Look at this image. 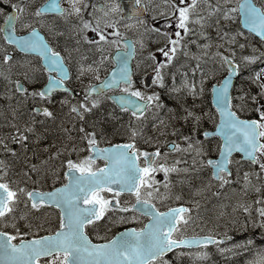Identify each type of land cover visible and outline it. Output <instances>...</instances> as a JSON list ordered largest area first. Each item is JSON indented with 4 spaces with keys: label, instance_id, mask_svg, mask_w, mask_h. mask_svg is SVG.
<instances>
[{
    "label": "snow or ice",
    "instance_id": "obj_1",
    "mask_svg": "<svg viewBox=\"0 0 264 264\" xmlns=\"http://www.w3.org/2000/svg\"><path fill=\"white\" fill-rule=\"evenodd\" d=\"M10 8H0L4 20L0 24L4 42L0 45V65L5 68L0 75L7 84L0 95L11 99L19 94L18 101L20 97L32 98L35 106L30 113L54 118L53 111L44 105L55 102L52 97L57 90L71 94L69 83L75 79L80 82L82 98L71 103L69 111L80 120L101 104L102 97L133 119L123 126L126 139L105 146H101L104 136H98L94 126L86 131L82 124L83 148L62 145L45 160L28 164L20 177H10L9 166L0 161V224L9 228H0V264H173L167 253L176 261L184 255L206 258L209 245L220 253L232 249L250 252L254 243L251 234L227 243L233 240L228 235L229 224L241 232L258 228L256 235L264 239V194L250 202L238 201L233 211L239 209L240 214L227 218L223 234L213 229L205 235L186 234L193 214L185 203H175L183 196L173 190L170 179L171 173H194L196 180H206L194 189V194H199L213 184L221 189L230 184V166L237 165L239 177V164L245 159L257 166V176L264 172V66L254 67L256 61L264 65V2L217 0L213 4L208 0L207 8H202L200 0H103L99 4L67 0V6L62 0H13ZM57 20L70 24L75 47L67 41L60 46L59 38L65 31ZM17 25L25 30L23 34ZM212 27L216 28L215 50L206 30ZM83 45L98 54L91 63L83 56H73ZM189 45L197 50L192 51ZM245 48L251 50L249 54H244ZM14 51L19 55L14 56ZM181 53L190 60L177 63ZM137 56L136 70L143 65L140 87L130 64ZM101 68L106 69L103 76ZM89 74L92 78L84 83L83 77ZM145 78L151 79V85ZM246 83L250 86L245 87ZM37 84L40 86L30 87ZM252 86L257 90L252 91ZM159 89H166L178 105L166 104ZM59 102L61 106L69 104L70 95L61 96ZM162 109L169 113L172 135H178L182 143L152 136L144 139L145 113ZM12 117L18 119L15 110ZM206 119L211 128L204 127ZM176 121L181 122L180 127ZM36 123L31 114L22 126L13 122L12 140L26 150L30 134L36 141L41 138ZM163 123V118L157 119L152 127ZM140 140L157 146L147 150L140 146ZM43 147L48 150L47 145ZM5 148L16 155V149ZM85 151L87 154L81 155ZM170 152L177 153L172 163H168ZM63 153L67 155L62 157ZM72 153H76L75 158ZM180 153L191 154L190 165L180 159ZM235 153L240 154L239 159H233ZM57 157H62L60 166L51 167L48 161ZM158 172L163 173V180L156 178ZM251 175V171L243 173L245 189ZM191 179L180 177L189 187ZM252 187L261 193L260 185ZM191 203L199 207L197 201ZM45 207L58 210V215L54 230L49 227L40 235L45 221L35 224L34 211ZM142 217L146 222L135 226ZM21 221L27 230H21ZM185 248L200 250L182 251ZM255 257L244 264H264V246Z\"/></svg>",
    "mask_w": 264,
    "mask_h": 264
},
{
    "label": "rangeland",
    "instance_id": "obj_2",
    "mask_svg": "<svg viewBox=\"0 0 264 264\" xmlns=\"http://www.w3.org/2000/svg\"><path fill=\"white\" fill-rule=\"evenodd\" d=\"M4 3L10 4L13 2V0H2ZM24 1V0H22ZM27 1V0H25ZM36 1V0H32ZM157 3H160L161 0H156ZM96 3H103V0H96ZM67 5V0H65V3ZM4 4H0V8H3ZM2 13H0L1 15ZM3 15V14H2ZM56 23L60 24V22ZM19 27V25H18ZM20 28V27H19ZM21 29V28H20ZM24 30V29H22ZM212 29L209 28V33H211ZM91 35V33H90ZM65 39V37H64ZM243 42V38H241ZM201 42V41H200ZM203 43V42H201ZM215 43L216 40L213 39L212 48L215 50ZM252 43H256L257 47H260V45L257 43L255 39L252 40ZM0 45H3V43L0 41ZM154 46V45H151ZM190 47V45H189ZM88 46L83 45L80 48V56H83L86 60V62L91 63L92 60L96 59L98 54L94 52H90L87 50ZM247 53L244 52V54H249L250 49L245 48ZM2 50V49H0ZM221 51L224 49L221 48ZM141 50L139 49V52ZM14 56H18L19 53L13 52ZM237 55H240V50L237 49ZM183 54L181 53L178 56V60L182 59ZM209 56H211V52H209ZM139 60V57L137 58V61ZM136 61V62H137ZM189 61V60H188ZM191 63H195V61H191ZM137 64V63H136ZM264 66L261 64L260 61H256L254 64V67H260ZM143 69V66H141ZM108 68V67H107ZM5 70L3 65H0V72H3ZM106 71L105 68H101L100 74L103 76L104 72ZM138 74H142L143 71H137ZM189 76L191 77V74L189 73ZM17 77L13 75V79H16ZM91 75H87L83 77L84 83L88 79H91ZM0 81H1V87H0V93H3L6 89V81L4 80V77L0 75ZM237 84H239L241 81L238 78ZM177 84L180 83V76L177 75ZM75 84H78L81 88L79 81H74ZM168 83L171 84V79H168ZM137 87H140L141 84H137ZM247 83L245 84V87H249ZM30 87H35V85H31ZM252 86V90H253ZM152 90V89H149ZM161 91L162 96L161 99L165 101L166 104L171 105L173 107H176L178 105V101L172 99L168 94L166 89H159ZM236 94V93H235ZM234 94V95H235ZM16 96V95H15ZM12 96L11 99L4 95H0V139L4 140V144L0 145V150L2 151L0 153V161H3L5 166H9V176H17L20 177L22 170H25L28 168V164H37L41 160H45L50 156V153L53 151H56L57 148H60L62 145L66 148H70L73 146V144H76L78 147L83 148L86 144V141H81L80 136L82 135L79 132V127L83 124L86 131H92V126L95 127V130L97 132L98 136H104L103 141L101 144L110 142L112 140L117 141L121 139H125L126 134L124 130V125L128 124L126 120L123 122H116V124H112L111 128L105 131L104 129V121L102 119V112L104 111V102L106 99L103 97L101 98V104L95 108L92 109L91 112L85 113L84 119L81 120V123L77 124L76 129V135L70 136L68 132H65L64 129L66 128L64 121H61L60 118L55 116L54 118H43L41 120H36L37 123L35 125L36 130L41 134V138L36 141L33 139L32 135L30 134L29 140L25 143L28 144V148L25 150L21 147L20 144L16 143L12 140V134L14 132V128L12 127V123H17L18 126H22L23 121L26 120L22 115L18 117V119L14 120L12 117V111L15 110V103L17 105H22L24 99H19V101L14 100V97ZM18 96V94H17ZM79 96V94H77ZM79 98H82V92ZM188 102L191 103V98H188ZM73 103V100H72ZM201 109H197V111H200ZM152 113H146L145 116L147 117L146 121H143V131H144V139L147 138V134H152L156 131H160L163 134H161L160 141L174 140L175 138H178V135H172L171 133V127L172 125L169 124L168 118L169 113L167 112V109H162L159 113H155V115ZM157 118H163L164 123L163 124H157L156 128H153L152 125L156 123ZM133 119V118H131ZM114 118L111 116L107 117V121H113ZM43 121V122H41ZM181 125V124H180ZM211 122L209 120L204 121V127L211 128ZM176 126L178 127V121H176ZM139 128V126H137ZM152 128L151 131H147L148 129ZM165 128L167 129L165 131ZM185 129V127H184ZM118 131V132H117ZM46 133V134H45ZM19 139V137H17ZM76 140V143H75ZM139 142H143V140H140ZM44 145L48 146V150H44ZM143 145L146 146L143 142ZM162 145V144H161ZM5 146L7 148L16 149V155H13L12 152L7 151ZM3 153L10 154V158H6ZM86 151L82 152L81 155H86ZM67 153H63V156H66ZM177 153L170 152L168 156V163H172L173 159L176 157ZM187 155V154H186ZM185 153H180V159L184 158L188 164L190 165L191 160L190 157L187 156L185 158ZM73 158H75L76 153H72ZM51 158L48 161V164L51 167H59L61 164V158ZM234 160L239 159V156H235L233 158ZM97 163H102V161H97ZM184 165H181L180 167H183ZM232 176H231V183L226 185L224 188H219L216 184H213L211 189L209 191H204L199 194H194V189L196 187H199L201 183H206V180H196L194 173H171L170 179L173 181V190L176 192H180L183 196V199L181 201H187L191 206V211L193 214V220L192 223L189 224L187 233L186 234H193L195 232L196 234L199 233H208V229H213L214 232L222 234L224 232V223L226 222L227 218L230 216H235L240 214V210L236 209L235 212L233 209L235 208L236 203L239 202H250L252 199H254L259 193L255 192L252 185H260V183L264 182V172L260 173L259 176L256 174V165H252L248 161H240L239 164V170L240 175L237 176V165L233 164L232 166ZM245 171H251L252 175L249 179V187L247 189L244 188V182H243V173ZM62 174V173H61ZM173 175H177V177H173ZM180 177H184L185 180H187L189 177H192L190 183L191 187H189V183H181ZM156 178L163 180L164 176L162 172L156 173ZM25 183H28L25 181ZM51 185V181L49 180L48 186ZM219 192L220 195L216 196L214 193ZM108 195L107 193H105ZM124 200L127 199L126 196L123 197ZM195 200L198 202L199 207L197 208L195 205H193L191 202ZM179 202V201H176ZM217 206V207H216ZM55 209H49L47 207L41 209V210H35L34 211V223L35 224H41V221H45L41 225V231L38 234H45V230L49 227H53L55 224V216H56ZM210 211V212H209ZM221 213H224V215H221ZM143 218H141L140 222L136 223H142ZM21 230H27L23 226V222H19ZM1 227H5L3 224H0ZM125 226V225H124ZM119 227L116 229H113V232L116 231ZM9 229V228H8ZM54 230V227H53ZM260 230L258 228H249L246 231L241 232L238 229L233 228L231 224H229V234H233L234 238L231 241H228V244L235 243L238 240L244 239L251 234L252 238L254 239L253 245L249 246L250 252H244L240 249H232L230 252L220 253L215 246H212L211 249H207L210 253V255L206 258L204 257H196L193 256H187L184 255L180 257L179 261H176L173 259V254L169 255L167 258L173 260V264H214V262H211V258L214 255V253L219 254L218 256L220 260H225L218 262V264H244L246 260H251L256 258L255 254L259 251L260 246H264V239H261L258 235H256ZM221 247H225V244H221ZM198 250H182L184 252H193L195 253ZM232 253H235L233 255ZM209 258V261L205 263V259Z\"/></svg>",
    "mask_w": 264,
    "mask_h": 264
},
{
    "label": "flooded vegetation",
    "instance_id": "obj_3",
    "mask_svg": "<svg viewBox=\"0 0 264 264\" xmlns=\"http://www.w3.org/2000/svg\"><path fill=\"white\" fill-rule=\"evenodd\" d=\"M258 2H264V1L263 0H258ZM211 3H213V2H211ZM206 8H207V6H206ZM70 19H73V18H70ZM57 22H60L59 26L61 28H63L64 31H65V34L62 37L59 38L60 39V46L63 47L64 46V42L67 41L68 42V45H70L72 47H75V38L71 35V32H70V24H68V23H66L64 21H61V20H57ZM17 31L20 32V33H22V31H24V30L20 29L18 27V25H17ZM64 37H65V39H64ZM14 52L16 53L18 51H14ZM73 56L75 58H78L80 56V54H77V53L74 52L73 53ZM72 63H74V61ZM108 65H110V64H108ZM73 71H74V69H73ZM74 81H75V79H73L69 83V86L73 88V92L71 94H66V93H63L62 91H56V92L53 93V97H52L53 101H55V102L54 103H49V104L56 105V104L60 103L59 102V98L61 96H64V95H70V100H72V98H74V99L77 98L78 97L77 94L80 93L81 88H80V86L78 84H75ZM43 83H44V81L41 80L40 84H43ZM86 83H87V81H86ZM40 84L35 85V87H39ZM0 87H1V81H0ZM5 87H7V84H6ZM127 114H130V113L127 112ZM160 147H161V151L163 152L164 151L163 145H161ZM143 222H145V220Z\"/></svg>",
    "mask_w": 264,
    "mask_h": 264
},
{
    "label": "water",
    "instance_id": "obj_4",
    "mask_svg": "<svg viewBox=\"0 0 264 264\" xmlns=\"http://www.w3.org/2000/svg\"><path fill=\"white\" fill-rule=\"evenodd\" d=\"M130 64H131V62H130ZM148 80H149V78H147Z\"/></svg>",
    "mask_w": 264,
    "mask_h": 264
},
{
    "label": "bare ground",
    "instance_id": "obj_5",
    "mask_svg": "<svg viewBox=\"0 0 264 264\" xmlns=\"http://www.w3.org/2000/svg\"><path fill=\"white\" fill-rule=\"evenodd\" d=\"M118 132V131H117ZM46 134V133H45ZM217 207V206H216ZM210 212V211H209Z\"/></svg>",
    "mask_w": 264,
    "mask_h": 264
},
{
    "label": "trees",
    "instance_id": "obj_6",
    "mask_svg": "<svg viewBox=\"0 0 264 264\" xmlns=\"http://www.w3.org/2000/svg\"><path fill=\"white\" fill-rule=\"evenodd\" d=\"M214 264H218V263H214Z\"/></svg>",
    "mask_w": 264,
    "mask_h": 264
}]
</instances>
